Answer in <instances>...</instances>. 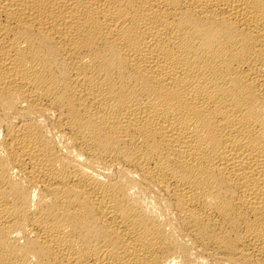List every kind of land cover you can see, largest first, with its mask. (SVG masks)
<instances>
[{
    "label": "bare ground",
    "instance_id": "obj_1",
    "mask_svg": "<svg viewBox=\"0 0 264 264\" xmlns=\"http://www.w3.org/2000/svg\"><path fill=\"white\" fill-rule=\"evenodd\" d=\"M0 264H264V0H0Z\"/></svg>",
    "mask_w": 264,
    "mask_h": 264
}]
</instances>
